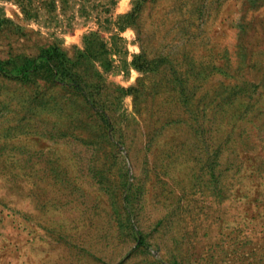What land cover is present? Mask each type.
I'll list each match as a JSON object with an SVG mask.
<instances>
[{"label":"rangeland","instance_id":"374dc122","mask_svg":"<svg viewBox=\"0 0 264 264\" xmlns=\"http://www.w3.org/2000/svg\"><path fill=\"white\" fill-rule=\"evenodd\" d=\"M0 264H264V0H0Z\"/></svg>","mask_w":264,"mask_h":264}]
</instances>
